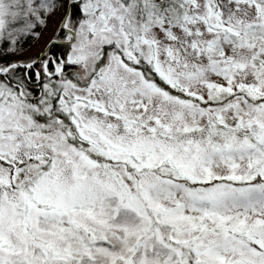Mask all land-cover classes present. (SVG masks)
Here are the masks:
<instances>
[{
  "label": "snow or ice",
  "instance_id": "obj_1",
  "mask_svg": "<svg viewBox=\"0 0 264 264\" xmlns=\"http://www.w3.org/2000/svg\"><path fill=\"white\" fill-rule=\"evenodd\" d=\"M0 264H264V0H0Z\"/></svg>",
  "mask_w": 264,
  "mask_h": 264
},
{
  "label": "rangeland",
  "instance_id": "obj_2",
  "mask_svg": "<svg viewBox=\"0 0 264 264\" xmlns=\"http://www.w3.org/2000/svg\"><path fill=\"white\" fill-rule=\"evenodd\" d=\"M34 48L36 47V45L33 46Z\"/></svg>",
  "mask_w": 264,
  "mask_h": 264
}]
</instances>
